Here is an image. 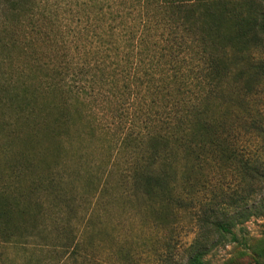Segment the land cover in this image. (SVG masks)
Returning <instances> with one entry per match:
<instances>
[{
  "label": "trees",
  "instance_id": "1",
  "mask_svg": "<svg viewBox=\"0 0 264 264\" xmlns=\"http://www.w3.org/2000/svg\"><path fill=\"white\" fill-rule=\"evenodd\" d=\"M263 42L264 0H0V264L243 244L264 216Z\"/></svg>",
  "mask_w": 264,
  "mask_h": 264
},
{
  "label": "rangeland",
  "instance_id": "2",
  "mask_svg": "<svg viewBox=\"0 0 264 264\" xmlns=\"http://www.w3.org/2000/svg\"><path fill=\"white\" fill-rule=\"evenodd\" d=\"M243 8L245 10L246 6ZM221 26L228 32L235 30L233 22L223 21ZM260 50L263 51L261 55L264 58V42L261 48L256 49V52L260 54ZM103 121L105 122V119ZM88 147H86L87 150L82 148L79 154H88L92 149L91 146ZM89 158H91L90 155ZM238 233L244 234L245 242L243 244L221 243L206 257L210 264H264V216L252 217Z\"/></svg>",
  "mask_w": 264,
  "mask_h": 264
}]
</instances>
